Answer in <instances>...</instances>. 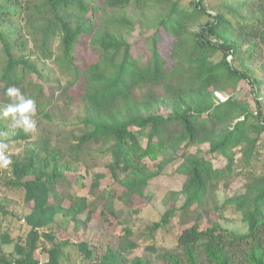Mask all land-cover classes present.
<instances>
[{
  "label": "trees",
  "instance_id": "16d2710c",
  "mask_svg": "<svg viewBox=\"0 0 264 264\" xmlns=\"http://www.w3.org/2000/svg\"><path fill=\"white\" fill-rule=\"evenodd\" d=\"M24 2L22 8L21 0H7L0 25L7 21L3 14L22 4L34 50L61 77L45 84L35 67L15 58L0 32L6 55L0 102L10 103L6 90L15 86L49 120L60 106L69 111L78 104L84 114L67 148L49 137L29 140L21 130L13 137L27 143L21 155L11 154L9 169H0V191H18L31 211L21 218L18 239L0 234V264H40L39 250L48 253L47 264H71L69 248L77 250L81 264H264V173L252 170L264 135V0ZM81 42L87 52L78 60L74 50ZM242 82L253 105L238 97ZM91 149L108 159L110 182L102 188L106 175L94 173L88 196H79L73 190L80 176L74 180L67 172L78 171L80 154ZM209 155L222 156L226 164L214 167ZM172 167L185 177L180 192L171 193L183 198L182 205H172L136 236L139 208L129 199L124 217L116 201L145 199L150 183ZM235 170L245 173L244 191L209 208L215 190L222 183L228 187ZM227 207L241 214L246 233L211 220L203 227L212 209ZM58 216L73 224L77 241L57 239ZM95 216L102 224L88 238ZM176 217L191 225L179 232L176 248L160 249L156 235ZM115 222L123 226L110 234L116 245L103 244L101 230ZM11 244L14 251L6 252Z\"/></svg>",
  "mask_w": 264,
  "mask_h": 264
},
{
  "label": "rangeland",
  "instance_id": "374dc122",
  "mask_svg": "<svg viewBox=\"0 0 264 264\" xmlns=\"http://www.w3.org/2000/svg\"><path fill=\"white\" fill-rule=\"evenodd\" d=\"M23 4L22 8H25L26 2L21 0ZM211 4H219L221 0H209ZM22 4L15 7V11L11 15H5L7 21L1 23L0 32L3 33L7 40L10 42L11 50L17 59H23L28 61L31 66L35 67L40 75L44 78L45 84L52 85L61 77V72L58 67L49 60H42L34 50L33 44L27 34L24 26V10L19 9ZM7 8V0H0V8ZM17 8V9H16ZM87 50V43L81 42L74 50V56L81 60L85 57ZM6 60V55L0 44V76L2 68ZM30 74V75H29ZM28 76L37 79V77L29 72ZM65 83V81L63 80ZM239 89V98H247L253 105V99L250 96V87L242 82ZM225 96V95H224ZM226 97V96H225ZM8 103L0 102V109L6 106ZM84 114V108L81 105L74 104L71 110H65L61 106L56 112L52 111L51 120L45 118L37 110V115L33 117L36 122L35 129L30 133H25L29 140L37 138L38 136L49 137L55 146L62 148L69 147V142L79 135V131L75 128V125L79 122L80 118ZM77 130V131H76ZM18 129L12 128L11 118H4L0 115V139H4L10 146V153L15 155H21L27 142L18 143L12 141L13 137L18 133ZM75 131L74 135L72 132ZM259 151V157L254 162L252 170L257 174L264 173V135L261 136L257 145ZM240 155H238V158ZM208 159L212 162L216 168L223 167L226 164L225 159L218 155H209ZM71 160V159H70ZM107 158H104L102 154L96 150L91 149L84 151L80 154L79 170H70L67 175L71 179H76L80 176L78 183L74 186L73 192L79 196H88V189L91 186L92 174L104 173L106 178L102 181L101 187L104 188L110 182L109 171L105 168ZM176 167H172L168 170V173L164 176L152 181L146 191V198L141 199L136 196L128 198L124 196L123 200L116 201V209L123 211V216H127V208L129 207V199L132 200L134 205L139 208V224L136 227V236H139L144 231L145 224H149L154 221H159L161 217L172 206L176 205L180 207L183 203L181 196L173 197L172 192H180L182 185L185 182V177L176 173ZM4 170V169H3ZM247 170H250L247 169ZM246 182L245 173H239L235 170L233 178L229 181L228 187L224 186V183L220 185L214 192V201L211 202V208L214 205L223 206L228 198L239 194L244 191V184ZM1 184V178H0ZM82 184L86 185L85 188ZM91 199V198H89ZM169 199V200H167ZM0 204H4V210L0 211V234H10L14 239H18L21 234L22 227L24 228L23 218L28 214L31 209L24 206L22 194L15 190H9L3 188L0 191ZM4 211L6 214H4ZM20 218V219H18ZM123 220V217H122ZM209 220L218 222L223 228L243 234L247 232V225L242 221V216L236 213L232 208H222L219 211L210 212L209 218L203 221V227L208 226ZM102 224L101 218L95 216L92 223L88 228V238L94 237V233L98 225ZM115 224V225H114ZM110 225V228H103L101 234L105 236V242L103 244L112 243L116 245L117 240L112 237L114 229L120 232L123 226H117L116 222ZM191 224L182 225L178 217L174 218L170 225L160 230L156 235V244L160 249L172 250L177 246V238L179 232L190 226ZM57 230V239L65 240L70 238L73 241H77L76 233L74 232V226L72 223H68L63 220L61 216L57 217V223L54 225ZM107 226V224H106ZM105 226V227H106ZM6 252L14 251V244L4 246ZM141 254V250L136 251L135 254ZM38 257L40 264H47L48 253L41 250L38 251ZM67 261L71 264L82 263V259L74 248H69L67 251ZM154 264H162L160 261H155Z\"/></svg>",
  "mask_w": 264,
  "mask_h": 264
},
{
  "label": "clouds",
  "instance_id": "9594fccd",
  "mask_svg": "<svg viewBox=\"0 0 264 264\" xmlns=\"http://www.w3.org/2000/svg\"><path fill=\"white\" fill-rule=\"evenodd\" d=\"M6 95L10 103L0 109V115L11 118L12 128L30 133L35 129L36 122L33 119L37 115V103L32 98H27L19 87H9ZM3 135V134H0ZM13 164L10 146L4 139H0V169H9Z\"/></svg>",
  "mask_w": 264,
  "mask_h": 264
},
{
  "label": "built area",
  "instance_id": "2783aa9c",
  "mask_svg": "<svg viewBox=\"0 0 264 264\" xmlns=\"http://www.w3.org/2000/svg\"><path fill=\"white\" fill-rule=\"evenodd\" d=\"M217 97L222 100L225 101L227 99V97H225L223 94L217 93Z\"/></svg>",
  "mask_w": 264,
  "mask_h": 264
}]
</instances>
